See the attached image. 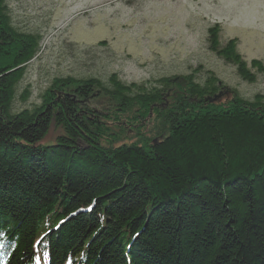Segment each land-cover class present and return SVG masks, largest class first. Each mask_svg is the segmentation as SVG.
<instances>
[{"label":"trees","instance_id":"16d2710c","mask_svg":"<svg viewBox=\"0 0 264 264\" xmlns=\"http://www.w3.org/2000/svg\"><path fill=\"white\" fill-rule=\"evenodd\" d=\"M6 1L0 264H264V95L236 93L217 105V80L185 75L169 103L167 76L151 84L117 73L63 76L40 104L16 111L17 85L42 35L19 31ZM219 32V24L208 30L211 49L254 82L237 39L222 44ZM252 66L264 72L263 61ZM100 97L101 106L92 103Z\"/></svg>","mask_w":264,"mask_h":264},{"label":"rangeland","instance_id":"374dc122","mask_svg":"<svg viewBox=\"0 0 264 264\" xmlns=\"http://www.w3.org/2000/svg\"><path fill=\"white\" fill-rule=\"evenodd\" d=\"M6 4L19 31L42 35L40 51L17 85L16 111L40 104L53 79L63 76L106 81L117 73L127 84H151L167 76L172 78L169 103L171 95L184 90L186 81L179 78L185 75L200 83L208 77L217 80L223 88L210 101L217 105L226 106L236 93L248 100L264 95V72L256 73L251 64L264 62V0H7ZM215 24L222 44L237 39L238 52L256 74L254 82L242 79L234 64L211 49L208 30ZM26 89L29 96L23 100ZM103 101L100 97L92 103L101 106ZM130 132L124 134L125 142L136 139ZM58 133L51 132L42 143L53 141Z\"/></svg>","mask_w":264,"mask_h":264},{"label":"bare ground","instance_id":"6f19581e","mask_svg":"<svg viewBox=\"0 0 264 264\" xmlns=\"http://www.w3.org/2000/svg\"><path fill=\"white\" fill-rule=\"evenodd\" d=\"M251 64H252V62H251ZM253 67H254V66H253ZM254 69L256 70V73H258V74L261 73V72L258 71L257 68L254 67ZM236 71H237V73H239V72H238V69H237ZM255 80H256V78H255ZM203 83H204V82H203ZM203 85H204V84H201L202 87H203ZM219 93H220V92H219ZM219 93H216V94L218 95ZM210 97H211V99H213V98H215L216 96H215V94L213 93V95H210ZM48 136H49V135H48ZM48 136H47V137H48ZM47 137H46V138H47ZM46 138H45V139H46ZM45 139H43V141H44ZM44 144H45V143H44Z\"/></svg>","mask_w":264,"mask_h":264},{"label":"water","instance_id":"95a60500","mask_svg":"<svg viewBox=\"0 0 264 264\" xmlns=\"http://www.w3.org/2000/svg\"><path fill=\"white\" fill-rule=\"evenodd\" d=\"M212 100V99H211Z\"/></svg>","mask_w":264,"mask_h":264}]
</instances>
